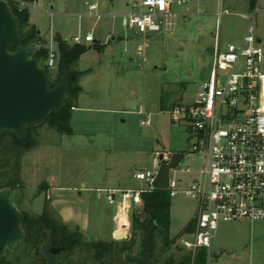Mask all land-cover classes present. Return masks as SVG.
I'll list each match as a JSON object with an SVG mask.
<instances>
[{"label":"rangeland","instance_id":"1","mask_svg":"<svg viewBox=\"0 0 264 264\" xmlns=\"http://www.w3.org/2000/svg\"><path fill=\"white\" fill-rule=\"evenodd\" d=\"M129 1L36 0L33 6H27L30 22L57 54L58 35L71 47L74 37L84 39L88 32L107 44L101 50L90 48L76 67L81 72L82 92L72 114L73 134L60 135L46 123L37 126L40 146L23 157L22 186L14 189L13 198L21 214L32 216L40 184L49 186L55 182L64 188L61 193L73 213L87 221L83 235L87 243L115 241L111 240L115 207L104 197L98 198L97 189H147L133 175L152 169L157 152H188L190 136L184 125L172 121L169 112L177 103L190 102L199 86L208 80L218 20L222 43H238L248 26L241 15L252 16L258 4L264 9V0H255L254 5L251 0H174V17L164 22L160 32L143 35L125 30L111 18L113 14L127 13ZM95 3L104 16L102 20L89 17V5ZM221 4L228 13L218 19ZM262 15L260 11L259 18ZM168 22L171 25L167 26ZM112 34H125L126 39L116 42ZM40 46L30 45L29 52L34 54ZM56 67L49 68L51 82L56 79ZM146 116L151 124L142 126ZM202 164L196 155L181 161L177 177L186 180L184 190L199 178L196 171ZM186 168L196 173H182ZM7 176V169H1V180ZM45 210L62 220L51 201H46ZM197 215L195 200L183 193L171 197L169 235L173 242L163 255L162 245L157 243L152 261L188 255L179 246L180 240L191 239L187 227ZM70 230L76 231L73 227ZM131 234L132 224L129 237ZM43 245L44 241L32 244L22 240L6 250L0 264H46L41 253ZM143 246L144 234L139 233L131 263L140 259ZM211 251L213 264H264V222L222 223L214 234ZM90 257L88 249L76 248L62 256V264H92Z\"/></svg>","mask_w":264,"mask_h":264},{"label":"built area","instance_id":"2","mask_svg":"<svg viewBox=\"0 0 264 264\" xmlns=\"http://www.w3.org/2000/svg\"><path fill=\"white\" fill-rule=\"evenodd\" d=\"M6 1L29 5L19 0ZM173 3L174 0H131L127 13L113 14L111 18L125 30L152 35L174 17ZM98 8L97 3L89 5V17L102 20L104 16ZM260 11L263 15L259 18ZM224 13L228 11H218V19ZM247 20L242 40L229 44L221 41L218 20L208 80L199 86L190 102L177 103L169 112L172 121L184 125L190 136L188 152L181 153L183 160L196 155L203 161L196 171L199 178L187 190L183 189L186 180L177 177L181 162L170 169L166 189L171 197L183 193L198 204V215L189 232L191 239H181L179 245L188 254V264H213L212 242L222 223L264 222V9L258 4ZM73 42L95 43L96 39L88 32L84 39L77 36ZM49 43L46 65L52 69L58 54ZM150 124L146 116L142 126ZM175 154L157 152L152 169L134 174V179L144 182L147 189L96 190L98 198L104 197L117 208L114 222L118 236L129 234L131 214L142 205V194L156 189L154 181L162 164L171 163ZM181 172L196 173L190 168Z\"/></svg>","mask_w":264,"mask_h":264},{"label":"trees","instance_id":"3","mask_svg":"<svg viewBox=\"0 0 264 264\" xmlns=\"http://www.w3.org/2000/svg\"><path fill=\"white\" fill-rule=\"evenodd\" d=\"M19 1L30 4L36 0ZM251 3V5H254L255 0H251ZM9 5L19 24L18 39L10 51L15 52L18 45H23L31 57L40 60L41 67L48 74L50 71L46 62L50 51L47 47V42L42 39L40 32L34 25H31L28 7L21 6L20 3L14 1H9ZM34 43L41 46L34 54H31L29 47ZM57 46L58 61L56 69L58 72L55 81L51 82L49 79L50 88L55 87L65 71H68L71 76H76L77 79L70 83V92L65 99L64 107L60 114L51 112L43 123L48 124V127L52 131L60 135H72V114L74 109L78 108L77 103L82 92V88L79 85L81 72L77 71L76 67L81 56L90 47L84 44H74L71 47L66 42L57 44ZM97 49L101 50V48ZM37 126L27 127V134L24 138H19L13 132L5 131L0 133V170L6 168L8 173L5 179L1 180L0 178V189L12 188L14 191V189L22 186L20 182L22 159L27 153L36 150L40 146V134ZM47 189V185H41L40 192ZM142 202V205L131 214L132 234L124 241L87 243L79 231H71L62 220L56 219L54 213L48 210H45L42 216L21 214V227L25 234L23 240L36 244L49 238L53 246L64 248L63 255L76 248L88 249L91 253V260L89 261L92 264H127L133 261L131 254L137 246L138 234L143 233L145 241L148 227L151 226L153 228L154 249L157 248V243H160L162 245L161 255H163L173 242L169 235L171 226V196L167 190L154 189L142 194ZM193 227L194 222H191L187 227V231H191ZM188 260L189 257L185 254L179 258L173 255L163 261L161 259L157 261L153 259L152 262L153 264H188ZM75 264L87 263L78 262Z\"/></svg>","mask_w":264,"mask_h":264},{"label":"water","instance_id":"4","mask_svg":"<svg viewBox=\"0 0 264 264\" xmlns=\"http://www.w3.org/2000/svg\"><path fill=\"white\" fill-rule=\"evenodd\" d=\"M19 24L6 0H0V133L8 131L19 138L27 134V127L43 123L51 112L60 114L66 97L70 92V83L77 79L68 71L54 88L49 86V77L40 60L31 57L23 45H18L15 52L10 49L17 42ZM57 44L65 43L58 35ZM184 156L176 153L171 163H163L158 177L154 181L156 189L166 190L169 185L170 169L175 168ZM12 188L0 189V260L7 249L15 247L24 239L21 227L22 215L13 202ZM47 200V193L42 192L32 203V213L42 216ZM153 228L148 227L141 257L134 263L153 264ZM128 233L116 236L117 241L127 240ZM58 248L50 249L47 239L41 252L47 264H58Z\"/></svg>","mask_w":264,"mask_h":264},{"label":"crops","instance_id":"5","mask_svg":"<svg viewBox=\"0 0 264 264\" xmlns=\"http://www.w3.org/2000/svg\"><path fill=\"white\" fill-rule=\"evenodd\" d=\"M131 1V0H130ZM129 1V2H130ZM222 2V1H221ZM203 10V8L201 9V11ZM222 10V4H221V9ZM242 18H244L245 20H247V15H244L242 14L241 15ZM248 21V20H247ZM31 23V22H30ZM31 25H34L31 23ZM36 28L37 26L34 25ZM247 28V26H246ZM39 32L40 30L37 29ZM246 31V29H245ZM245 34V32H244ZM243 34V36H244ZM40 35L42 37V39L46 42H49V40L46 39V37H44L41 32H40ZM112 38L116 41V42H121L123 40L126 39L125 37V34H112ZM57 39V38H56ZM63 39V38H62ZM129 39H132L131 37H129ZM242 40V39H241ZM240 40V41H241ZM64 41V40H63ZM239 41V42H240ZM110 41H108V44H109ZM84 45H86V43H83ZM94 46H91V45H86L87 47H94V48H102L104 46H107V44L105 43H102L98 40H96L95 43H93ZM101 48V49H102ZM103 54H105L104 50L102 51ZM81 59V58H80ZM80 62V61H79ZM82 88V87H81ZM80 99V97H79ZM77 109V108H75ZM74 109V110H75ZM72 122V121H71ZM136 173V172H135ZM134 173V174H135ZM134 176V175H133ZM41 186V184H40ZM108 189H129V188H119V187H107ZM63 189L62 187L58 186L55 184V182H51L48 186V189H47V197H48V200L51 201L52 205L54 206V208L59 212L61 218H62V221L69 227H73V228H78L83 234H84V230H85V226H86V220L82 219L81 217H78L76 216L74 213H73V210L68 206V202L67 200L65 199V197L62 195L61 192H63ZM84 189H87V188H84ZM83 189V190H84ZM101 189H106V188H101ZM116 212H117V208L115 207V213H114V216H113V222H114V217L116 215ZM75 215V216H74ZM116 236H117V230H116V224L114 222V227H113V230H112V239L111 240H116ZM110 241V240H109Z\"/></svg>","mask_w":264,"mask_h":264},{"label":"flooded vegetation","instance_id":"6","mask_svg":"<svg viewBox=\"0 0 264 264\" xmlns=\"http://www.w3.org/2000/svg\"><path fill=\"white\" fill-rule=\"evenodd\" d=\"M42 192H46L47 193V190L46 191H42ZM42 192H40L39 193V195L42 193ZM47 200H48V197H47ZM46 200V201H47ZM45 209V208H44ZM31 211H32V207H31ZM43 214H44V212H43ZM42 214V215H43ZM64 223V222H63ZM65 224V223H64ZM66 225V224H65ZM69 229H71V227H69V226H67ZM74 229H76L77 231H79V233L83 236L84 234L78 229V228H74ZM86 237V236H85ZM84 238V237H83ZM47 239H49V238H47ZM47 239H45L44 240V243H45V241L47 240ZM84 240H85V238H84ZM86 241V240H85ZM49 242H50V239H49ZM98 242V241H97ZM51 248H58V249H61V251L57 254V258H58V264H62V256H64L62 253L64 252V248H62V247H56V246H53L52 244H51V242H50V249ZM42 253V252H41ZM43 254V253H42ZM44 256V255H43ZM45 257V256H44ZM45 259H46V257H45ZM46 264H47V259H46Z\"/></svg>","mask_w":264,"mask_h":264}]
</instances>
